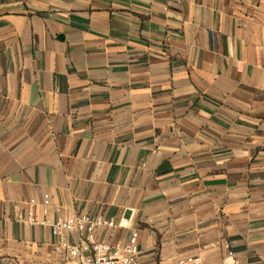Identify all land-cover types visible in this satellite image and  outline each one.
I'll use <instances>...</instances> for the list:
<instances>
[{"label":"crops","instance_id":"obj_1","mask_svg":"<svg viewBox=\"0 0 264 264\" xmlns=\"http://www.w3.org/2000/svg\"><path fill=\"white\" fill-rule=\"evenodd\" d=\"M30 212L264 264V0H0V264H73Z\"/></svg>","mask_w":264,"mask_h":264},{"label":"built area","instance_id":"obj_2","mask_svg":"<svg viewBox=\"0 0 264 264\" xmlns=\"http://www.w3.org/2000/svg\"><path fill=\"white\" fill-rule=\"evenodd\" d=\"M31 205L36 201L32 200ZM43 205H51L49 195L44 196ZM26 222L32 225L49 227L52 235L57 239L55 249L65 252L73 264H141L139 249V233L132 231L126 243H114L116 230H129L132 223L129 219L118 222L115 218H108L103 214L78 215L58 222L39 221L30 212ZM227 252V257L221 264L233 261L239 264L228 243L221 245ZM177 264H206L201 257H187Z\"/></svg>","mask_w":264,"mask_h":264}]
</instances>
